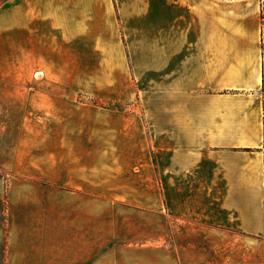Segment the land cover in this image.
Segmentation results:
<instances>
[{
    "label": "crops",
    "instance_id": "obj_1",
    "mask_svg": "<svg viewBox=\"0 0 264 264\" xmlns=\"http://www.w3.org/2000/svg\"><path fill=\"white\" fill-rule=\"evenodd\" d=\"M133 24L150 26L154 49H132ZM127 54L141 84L154 85L147 114L113 111L107 123L91 109L60 116L55 135L67 147L58 167L43 164L51 178L34 171L8 185L4 264H264L263 7L254 0L0 5L2 75L6 56L43 60L37 77L66 68L93 74L100 60ZM105 126L109 158L101 167Z\"/></svg>",
    "mask_w": 264,
    "mask_h": 264
},
{
    "label": "rangeland",
    "instance_id": "obj_2",
    "mask_svg": "<svg viewBox=\"0 0 264 264\" xmlns=\"http://www.w3.org/2000/svg\"><path fill=\"white\" fill-rule=\"evenodd\" d=\"M4 1L0 0V5ZM254 1L260 3L264 11V0ZM150 29L146 24L132 25L133 50L139 49L140 43L145 49H154L155 36ZM11 50V45L5 44V54L10 55ZM6 57L5 70L9 74H0V264L5 260L8 185L14 177L34 171L42 178H51L44 174L43 164L53 163L58 167L60 155L67 147L66 141L60 139L58 133L57 137L55 135L60 116L82 115V109H91L94 117L107 123L103 118L113 111L125 115L147 114L143 102L155 97V90L147 89L154 85L141 84L139 66L136 70L133 68L129 54L125 58L100 60V67L93 74H67L66 68L62 73H45L37 77L35 73L44 69L43 60ZM73 61L66 62L68 67ZM135 61L139 65L140 60ZM84 62L86 65V60ZM100 132L103 141H107L99 151L103 167L109 158L108 126ZM29 162L37 163L36 170H27ZM51 180L59 186V181Z\"/></svg>",
    "mask_w": 264,
    "mask_h": 264
}]
</instances>
